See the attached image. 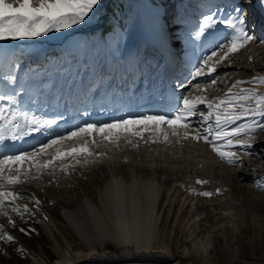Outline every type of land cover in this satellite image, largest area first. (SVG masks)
Segmentation results:
<instances>
[{"label":"bare ground","instance_id":"obj_1","mask_svg":"<svg viewBox=\"0 0 264 264\" xmlns=\"http://www.w3.org/2000/svg\"><path fill=\"white\" fill-rule=\"evenodd\" d=\"M109 1L104 0L105 10L110 8ZM136 1L140 7L141 32L151 41V45L158 46L160 55V60L151 64L152 69L146 71L147 78L143 79L145 75L140 73L146 68V63L152 60L149 58L148 44L142 43V51L138 56L125 53L124 57H121L116 54V44L106 35V23L86 25L81 29L96 30L97 34L103 36L107 47L113 49L117 60L120 59L115 64L111 80L108 82H111L113 94L101 92L106 87L105 84L98 86L99 94L108 101L114 100L115 96L117 102L123 103L121 94L125 91L134 95L132 99L142 95L139 89L147 90L148 94L166 92V86L161 79L165 78L164 58L169 55V48L163 41V21L157 19V14L165 11L171 3L173 6L181 4L183 8L178 9L177 23L180 26L179 34L187 37L186 26L196 19L194 11L201 12L203 8L201 0H151L149 3L145 0ZM218 1L226 2L211 0L216 3ZM162 4L163 8L160 7ZM253 18L258 22L261 19L256 10H253ZM263 29L262 26L255 29L257 40L249 45L248 50L251 53H257L255 45L260 43ZM260 48L264 50V43H260ZM238 54L233 56V62L228 67L218 70V75H239L245 72L241 57H236ZM141 57L147 60L145 64L139 63ZM55 59L64 62L65 70L62 71L60 80L67 82L63 85L64 91L57 95L58 102L50 117L63 113L67 119L60 122L52 134L85 121L100 124L129 116H140L129 113L124 116L120 107L118 109L114 104L110 105L111 111L105 108V104L101 108L98 107L97 101H93L94 91L77 96L72 89L82 70L81 65L67 57ZM237 60L241 63H236ZM195 61L194 56L186 58L189 64ZM188 66L184 67L180 79L185 78L184 73L187 72ZM239 67L243 72L239 71ZM31 68H34V65ZM70 68L75 71V78L69 73ZM107 68L106 64L102 63L100 71H107ZM156 73L158 79L154 80ZM229 75L224 78L229 80ZM256 75H264V69ZM134 79H141L140 83L135 84ZM230 80L231 84L243 78L230 77ZM35 81L32 80V84H35ZM260 90L264 91V88ZM211 91L212 89H209L206 93L210 99L222 96L225 90L220 94H210ZM136 103L134 101V107ZM85 110L88 115H82ZM90 115L92 120L90 118L89 121L87 118ZM194 122L199 123L198 120ZM151 131L150 127L145 132V137H149ZM44 139V136L37 134L17 143L15 147H28ZM5 147L7 150H14L12 143L6 144ZM262 148L264 134H258L252 149L257 153L255 158L245 156L243 160L246 168H234L222 163L203 142H185L183 147L179 144L168 146L141 142V147L135 149L126 147L125 142L121 141V148L108 152V158L102 163L89 165L87 168H76V174L80 172L91 176L90 180L95 186L82 181L79 184L81 189L75 188V185L70 184V180L76 174L60 179L59 186L49 184L48 177H45L43 182L33 181L21 186L27 193L35 194L42 202V214L37 213L35 218L38 219L55 257L53 263L41 243L38 250H33L27 243H21L27 251L29 264H264V259L245 258L242 251V238L247 232L250 233L251 240L264 241V193L255 186L257 180L264 181ZM163 176L168 179L166 183L161 179ZM197 179L208 180L210 183L201 186L195 183ZM248 179L254 182L243 188L241 184ZM161 182L164 184L162 188ZM172 182L173 188L167 187V184ZM217 188L221 189L223 194L211 199L193 195L191 191L196 189L198 192H214ZM72 189L75 196L69 197L72 195ZM61 190L66 194L59 198L61 195L58 192ZM244 193L248 196L245 197ZM250 196L255 199H250ZM29 207L32 208L33 205L29 203ZM58 207L63 209L62 213L58 212ZM44 216L48 217L47 220ZM120 218L125 225H120L121 222L117 220ZM0 222L5 223L2 218ZM111 246L135 253L114 257L103 255L101 251L110 253L113 250ZM182 247L184 250H180Z\"/></svg>","mask_w":264,"mask_h":264},{"label":"snow or ice","instance_id":"obj_2","mask_svg":"<svg viewBox=\"0 0 264 264\" xmlns=\"http://www.w3.org/2000/svg\"><path fill=\"white\" fill-rule=\"evenodd\" d=\"M201 2L203 8L191 36L195 41L207 42L206 54L197 56L187 76L177 77L162 93L165 113L100 124L85 121L52 134L67 117L63 113L47 117L20 107L19 97L27 92L17 75L22 53L4 45L99 22L104 18V0H0V218L5 221L0 223V243L15 249L19 257H27L11 230L26 236L34 233L35 229L20 224H28L37 213L42 214V202L21 186L43 182L45 177L49 184L59 186L60 179L76 174L77 167L102 163L108 152L121 148V141L135 149L141 147V142L181 147L185 142H203L222 163L234 168L245 166V156L255 158L254 142L258 134L264 133V91L260 90L264 88V75L229 85L224 79L229 74L218 75V70L228 67L235 54L257 40L255 29L264 26V0H226L224 5L211 0ZM253 10L261 17L259 22L253 18ZM157 19L170 32L173 30L166 10L158 12ZM218 84L226 89L224 94L210 99L206 93L209 89L220 91ZM82 115H88L87 110ZM197 120L199 123L194 122ZM150 127L152 131L145 137ZM37 134L46 138L28 147H15ZM8 141L14 150H7ZM195 183L203 186L210 181L197 179ZM255 186L264 190V181L257 180ZM191 191L209 199L223 194L219 188L214 192ZM0 255L9 257L4 248H0Z\"/></svg>","mask_w":264,"mask_h":264},{"label":"rangeland","instance_id":"obj_3","mask_svg":"<svg viewBox=\"0 0 264 264\" xmlns=\"http://www.w3.org/2000/svg\"><path fill=\"white\" fill-rule=\"evenodd\" d=\"M151 1V0H150ZM219 2V3H218ZM216 2H212L215 4H220V5H224L226 2H220L218 1ZM133 10H135L134 5L132 3V0H113L111 7L109 9H104L102 15H103V19L99 20V22H93L90 21L89 23L85 24V25H80V26H75L72 29H69L67 31L64 32H60V33H51L49 34V36L47 37H43V38H39L37 40H21V41H9L7 42L4 46L5 47H10L14 50H17L19 53H22V55L19 56V59L21 62H29V58H31L33 56V54H38L40 49H47L48 50V54L51 55V57L53 58H70L72 61H76L79 62V64L81 65V69L88 71V67L87 64H90L91 68L93 69V75L94 74H98L100 71V67L103 64H106L110 66V73L108 75H105L103 78H101L100 83H104V81H109L111 79V75H112V70L115 69V64L118 63V61L120 59L117 60V56L112 55L109 52V49L106 45V47H104L101 43L100 40H98L97 37H94V31H89L88 29L90 28H86V30H81L84 26L86 25H94V24H101V23H106L107 24V29L108 32L110 34L111 37H109L108 34V39H111L115 44L117 49L119 50V54L118 52L116 53L117 55L124 57L125 53H129L130 55H135L140 54L142 49H141V45L142 43H146L148 44V51L150 52L149 58L151 61H149L148 63L147 60H145L144 57H141V60H138L139 63H146V68L144 69V71L141 70V73H144L145 78H147L146 76V71L151 70L152 69V65L154 63H157V60H160V55H158L159 53H156L153 51V49L151 48V41L148 39L149 42H146L144 40V35L141 32V25L139 28V22H138V15L136 10L133 12ZM109 17V19H107ZM87 31V32H84ZM218 31H223V29H218ZM264 31V29H263ZM90 32V33H89ZM262 34V33H261ZM103 37V36H102ZM260 37V35H259ZM263 37V38H262ZM261 40H264V34L261 35ZM104 39V38H103ZM215 39V37H214ZM114 44V45H115ZM207 42H198V41H193L191 44L192 47V51L193 54L196 56L195 59L197 58V56L201 55V54H206L204 52V50L207 48ZM249 46L245 49H242L239 54L236 57H241L240 61H243V72L241 67H239L241 70H239L240 73L239 75H237V73H231L229 75V80H227L226 78V83L230 85V77H234L236 79V77L238 78H243V80H249L252 77L251 76H255L256 74L260 73V71H262L264 69V50L260 48V43H258L257 45H255V51H257V53H255L254 51H252V53L248 50ZM111 50L113 51V49L111 48ZM263 50V51H262ZM114 52V51H113ZM118 56V57H119ZM136 56V57H137ZM248 56H250L249 58L253 61H246V59L248 58ZM83 57H84V63L83 61ZM235 57V56H234ZM235 60L237 58H234ZM71 60H69L71 62ZM255 61V62H254ZM69 62V63H70ZM145 62V63H144ZM151 62V63H150ZM153 62V63H152ZM64 63V62H63ZM68 64V62H66ZM236 63H241V62H237ZM71 65V64H69ZM63 66V65H62ZM59 64H56V68L61 70V73L63 70H65V67H62ZM63 68V69H62ZM71 69V68H70ZM163 69V68H162ZM251 70L249 72H247L246 70ZM106 70V69H105ZM103 70V71H105ZM75 71L73 69L70 70L69 73H71L73 76ZM102 72V71H101ZM251 77V78H250ZM158 78H154V80H156ZM136 81V79H134ZM141 79H138V81H136L135 84L140 83ZM147 80V79H146ZM95 81L97 82L98 79L96 78ZM134 81V82H135ZM35 84H32V82H28L27 85H25L26 88H28V91L25 94H22L21 97H19V99H21L22 103L20 105V107L22 109H26V110H30L33 112H36L40 115H44L47 117H50L51 115H53V109L55 107V105L57 104L56 102H58L57 100V95H60V92L58 91L59 86H57L54 83H49V82H44V81H35ZM85 80L82 81V85L85 84ZM90 82V81H89ZM95 82V83H96ZM88 84V82H87ZM33 85L37 86V89H35L34 91H32V87ZM121 85H123V83H121ZM120 85V88H121ZM61 87V86H60ZM217 88L220 89V91H216L213 90L211 91L210 94H220L223 93L224 90V86L223 85H217ZM93 87L90 88V90H92ZM113 94V93H108ZM126 95V94H124ZM143 96V98H142ZM74 96H72L73 98ZM112 98V97H111ZM115 98V96L113 97ZM33 101H35V103H33ZM135 101L137 102L135 105L136 107H132V108H128V112L127 110H125V112H122L125 115L132 114V115H144V114H163L167 111V106L162 103L161 101L158 100L157 101V97L154 96H144V95H139L136 97ZM114 102H117L116 100ZM94 104V102H93ZM115 105V103H113ZM54 105V106H53ZM121 107V106H120ZM52 111V112H51ZM135 111V112H134ZM138 112V113H137ZM91 118V115L88 116V120ZM92 120V118H91ZM90 121V120H89ZM264 134V133H262ZM45 137V136H44ZM46 138V137H45ZM11 141L6 142V144H11ZM18 146V145H17ZM130 149V148H129ZM264 148L261 149V151H263ZM146 167V166H145ZM246 168V166H245ZM76 174L74 178H71L70 180V184L75 185V188H79V184L83 181L86 184H90V186H95V184L92 183V181L90 180L91 176L85 175V173H80ZM162 181L166 183V181L168 179L165 178V176H163ZM236 181V179H235ZM163 182H161L160 184V188L163 187ZM254 181L252 179H248L246 181H244L241 185L243 188H245L248 185H251ZM174 183L172 182L170 185L167 184V187H171L173 188ZM165 188V190H167L168 188ZM81 189V188H79ZM78 189V190H79ZM74 190H71L72 195H69V197H73L75 196V193L73 192ZM81 192V190H80ZM264 193V190H263ZM59 198H62V194L65 196V192L64 191H59L58 192ZM63 196V197H64ZM244 196L247 197L248 194L244 193ZM250 199L254 200L255 198L250 196ZM59 213H62L63 209L58 207ZM121 222L120 225H125L122 222V218L117 219ZM1 223V222H0ZM20 226L26 227V228H33L35 229L34 233H31L30 236H26L23 233H20L17 230H11L12 234L15 235L18 239L19 242V246H21V243H27L29 245L30 248H32L33 250L36 248V250H38V246L41 243L42 246L44 247L46 253L50 256L52 262H55V257H54V253H52L51 249L49 248V241L47 239V237L45 236L39 222L38 219L35 218V216L29 221L28 224H23L21 223ZM38 233V235L36 234ZM135 236V235H134ZM245 238V239H244ZM136 239V236H135ZM113 250H111V252H105V251H101L103 255H108V256H122V255H127L129 254H134V251H130L127 252L125 249H118L116 247H113ZM0 248H4L5 251H7L9 253V257L8 258H4L2 255H0V264H29V260L27 259V257H19L16 252L15 249L10 248L8 245H5L3 243H0ZM180 250H184L183 247L180 248ZM113 251V252H112ZM242 251H243V256L245 258L248 259H264V241H255V240H251L250 238V233L247 232V234H245V236L242 238ZM106 253V254H105Z\"/></svg>","mask_w":264,"mask_h":264},{"label":"trees","instance_id":"obj_4","mask_svg":"<svg viewBox=\"0 0 264 264\" xmlns=\"http://www.w3.org/2000/svg\"><path fill=\"white\" fill-rule=\"evenodd\" d=\"M133 12H134V10H133Z\"/></svg>","mask_w":264,"mask_h":264}]
</instances>
